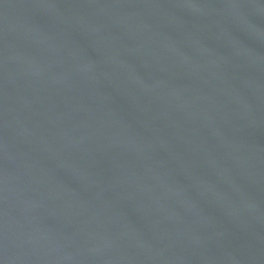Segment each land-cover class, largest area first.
<instances>
[{"label": "water", "instance_id": "95a60500", "mask_svg": "<svg viewBox=\"0 0 264 264\" xmlns=\"http://www.w3.org/2000/svg\"><path fill=\"white\" fill-rule=\"evenodd\" d=\"M0 264H264V0H0Z\"/></svg>", "mask_w": 264, "mask_h": 264}]
</instances>
